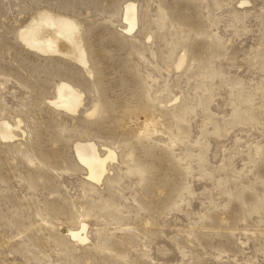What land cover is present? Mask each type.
Wrapping results in <instances>:
<instances>
[{
	"label": "rangeland",
	"instance_id": "1",
	"mask_svg": "<svg viewBox=\"0 0 264 264\" xmlns=\"http://www.w3.org/2000/svg\"><path fill=\"white\" fill-rule=\"evenodd\" d=\"M44 14L86 67L26 45ZM1 119L0 264H264V0H0Z\"/></svg>",
	"mask_w": 264,
	"mask_h": 264
},
{
	"label": "bare ground",
	"instance_id": "2",
	"mask_svg": "<svg viewBox=\"0 0 264 264\" xmlns=\"http://www.w3.org/2000/svg\"><path fill=\"white\" fill-rule=\"evenodd\" d=\"M123 20L127 23L126 32H131L137 25V17L134 3H126L124 6ZM76 25L65 17H54L50 14L40 16L29 24L28 29L23 33V40L27 46L41 53H55L69 56L86 67L85 54L78 44V35L75 33ZM127 34V33H126ZM56 98L50 101L58 108L68 112H76L81 103V93L67 83H59L56 87ZM15 128V127H14ZM13 126L5 120H0V139L12 140ZM74 152L78 161L87 169V177L90 181L100 182L106 173L105 163L107 159H114L115 154L107 149L106 154L101 155L93 142L75 143ZM85 225L78 228H66L65 234L71 240L83 242L86 237L83 235Z\"/></svg>",
	"mask_w": 264,
	"mask_h": 264
}]
</instances>
